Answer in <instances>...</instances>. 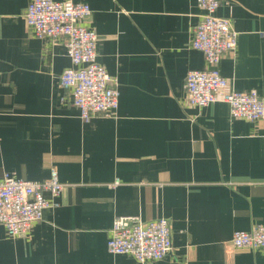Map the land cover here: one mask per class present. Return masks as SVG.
<instances>
[{"label": "crops", "instance_id": "1", "mask_svg": "<svg viewBox=\"0 0 264 264\" xmlns=\"http://www.w3.org/2000/svg\"><path fill=\"white\" fill-rule=\"evenodd\" d=\"M96 33L97 57L117 79L118 109L83 120L59 74L65 41L35 37L28 0H0V175L64 184L40 221L11 237L0 224V264H264L235 249V230L264 224V118L230 119L229 105H187L185 75L205 69L191 48L196 0H73ZM234 53L217 69L264 103V0H221ZM118 180L119 184L111 185ZM167 218L172 251L139 263L107 251L116 216Z\"/></svg>", "mask_w": 264, "mask_h": 264}, {"label": "built area", "instance_id": "2", "mask_svg": "<svg viewBox=\"0 0 264 264\" xmlns=\"http://www.w3.org/2000/svg\"><path fill=\"white\" fill-rule=\"evenodd\" d=\"M220 1L195 2L201 13L192 28L190 46L203 54L207 68L188 70L184 79L185 101L190 106L205 107L220 99L229 105L230 119L256 122L264 118L262 98L253 90L230 88L228 79L217 69L224 54L235 52L238 38L231 20L215 14ZM25 8V23L35 37L65 41L71 66L59 74V85L70 93L80 117L89 120L96 114L115 113L117 79L99 63L96 33L82 23L91 14V7L73 0H28ZM117 184L118 180L111 183ZM63 185L54 167L48 178L40 181L18 179L8 173L0 175V224L7 234L24 235L41 220L42 210L51 205L44 191L57 197ZM106 243L109 253L130 255L139 263L161 260L172 251L171 226L164 217L142 220L138 215L116 216ZM230 244L235 249H263L264 224L235 230Z\"/></svg>", "mask_w": 264, "mask_h": 264}]
</instances>
